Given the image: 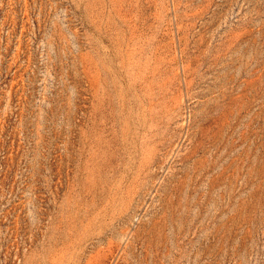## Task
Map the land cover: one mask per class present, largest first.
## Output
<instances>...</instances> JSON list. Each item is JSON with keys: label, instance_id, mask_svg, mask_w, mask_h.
Masks as SVG:
<instances>
[{"label": "rangeland", "instance_id": "obj_1", "mask_svg": "<svg viewBox=\"0 0 264 264\" xmlns=\"http://www.w3.org/2000/svg\"><path fill=\"white\" fill-rule=\"evenodd\" d=\"M0 264H264V0H0Z\"/></svg>", "mask_w": 264, "mask_h": 264}]
</instances>
